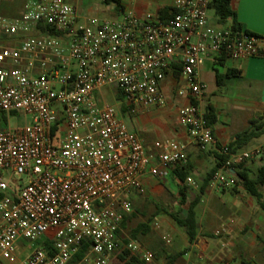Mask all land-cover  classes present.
<instances>
[{"label":"built area","instance_id":"built-area-1","mask_svg":"<svg viewBox=\"0 0 264 264\" xmlns=\"http://www.w3.org/2000/svg\"><path fill=\"white\" fill-rule=\"evenodd\" d=\"M14 1L0 0V264H110L122 255L152 263L151 250L119 232L133 196L147 195V176L188 164L187 144L167 139L148 150L119 107H164L162 84L178 66L180 95L190 99L180 124L190 144L227 157L212 182L233 186V171L264 147H216L200 71L210 57L264 58V37L211 18L214 0H175L166 22L124 11L86 23L66 0H23L19 14H3ZM113 88L119 106L100 99ZM185 183L199 188L191 176Z\"/></svg>","mask_w":264,"mask_h":264},{"label":"crops","instance_id":"crops-1","mask_svg":"<svg viewBox=\"0 0 264 264\" xmlns=\"http://www.w3.org/2000/svg\"><path fill=\"white\" fill-rule=\"evenodd\" d=\"M66 1L76 8L80 22L86 23L93 17L119 19L124 11H132L142 19L166 22L170 19L164 15L161 18L160 11L172 8L175 0H120L121 7L116 3L107 4L105 0ZM232 9L236 14L235 20L243 28L264 37V0H232ZM233 20L230 17L227 24ZM218 74L224 77L220 82ZM200 77L208 86L202 107L207 113L212 111L215 118L210 126L216 147H230L236 135L249 127L251 120L264 116V58L236 61L210 57L203 64ZM182 86L180 71L178 74L173 71L162 84L167 101L164 107L140 110L135 114L128 113L124 107L119 109L129 128L145 139L148 150L154 151L157 141L167 139L187 144V177H193L199 185L198 189L189 188L188 196L192 199L194 191L201 189L209 172L217 166L218 155L221 154L215 149L200 151L196 145L189 143L187 131L179 120L180 109L190 104L187 96L180 95ZM106 90L114 92L113 97L119 104L120 94L117 90ZM259 146L264 147V135L238 151ZM263 167L264 155L233 171L235 185L217 186L211 180L204 193L199 191L195 195L193 200L199 194L201 200L196 207L199 230L193 243L189 242L185 232L164 218H160L159 228L152 226L150 230L141 229L140 226L145 224L141 223L131 236L137 237L142 246L154 253L153 264H264V210L257 199L247 192L239 177V173L244 172L256 179ZM174 170L175 167L164 178L147 176L144 179L148 195L146 198L133 196L134 212L126 217L119 232V236H125H121L125 241L130 239L129 233H125L127 225L146 204L156 198L163 200L169 195L180 198V181ZM261 193L264 197V185ZM199 206H202L200 214L197 211ZM223 226L226 232L217 236L216 233ZM137 230H140V234L145 232L140 235L136 233ZM176 237L183 249L176 248ZM161 238H171L173 241L170 250L164 254L156 246ZM119 261L118 258H112L110 264H120Z\"/></svg>","mask_w":264,"mask_h":264},{"label":"trees","instance_id":"trees-1","mask_svg":"<svg viewBox=\"0 0 264 264\" xmlns=\"http://www.w3.org/2000/svg\"><path fill=\"white\" fill-rule=\"evenodd\" d=\"M105 2L107 4L116 3L118 7H121L120 0H105ZM211 8L214 10L215 15L219 17L220 23H225L226 19L232 17L234 19L233 20L234 26L237 28H242V26L235 20L236 14L232 9V0H214ZM172 12H173L172 8L163 9L160 11V17L162 18L164 15L166 18L170 19L172 17ZM178 71H180V68L176 66L174 69V74H178ZM227 77H229V75ZM217 78L219 82L224 79V77H222L219 74L217 75ZM214 119L215 118L213 116L212 111L208 112L207 113L208 123L212 124ZM263 135H264V116L251 120L249 127L242 133L236 135V137L234 138L233 142L230 145V149L232 151H238L243 147L247 146L251 141L260 138ZM226 159H227L226 156L218 155V164L215 168L212 169L211 172H209L207 178L205 179V183L200 189L201 194L205 192L213 176L217 173L222 163ZM174 171L180 181L178 188L181 196V204L182 205L189 204V207L187 210L183 211V215L171 213L170 216L173 218L176 225L179 226L185 232L189 242L193 243L197 237L199 230L196 207L198 206L201 200V195L199 194L194 200L189 201V196H188L189 187L185 183L187 179V175L189 174L188 166H176ZM239 177L242 179L247 192L257 199L261 209L264 210V197L263 194L261 193V187L264 185V167L259 170L258 177L256 179L250 178L244 172H240ZM140 228L147 229L148 226L142 224ZM136 233H140V230H137ZM88 248L89 245L86 244L84 249L76 257V259L79 260L88 250ZM126 264H153V263H147L138 257H132L131 259L126 261Z\"/></svg>","mask_w":264,"mask_h":264},{"label":"rangeland","instance_id":"rangeland-1","mask_svg":"<svg viewBox=\"0 0 264 264\" xmlns=\"http://www.w3.org/2000/svg\"><path fill=\"white\" fill-rule=\"evenodd\" d=\"M22 5H23V0H15L11 4H5V5L2 6V8L4 10L3 13L5 15H10V16L17 15L22 10ZM209 16L211 18L215 17V12H214L213 9H211L209 11ZM113 95H114V92H112L111 90H106L105 89L103 95L100 96V99L103 100V101H106L108 103H111L113 105L119 106L117 99L114 98ZM18 123H20V120L18 118L12 119V125L13 126H16ZM195 191H194V195H193L192 199H189V201H192L193 198L195 197V195L198 194L200 190H195ZM147 195H148V193H147ZM147 195L146 196H142V198H146ZM188 207H189V204H185V205L181 204V196H180V198H177L175 195H169V197L163 198V200L159 199V198H156L155 200L152 201V203L146 204L145 207L143 209H141L139 211V213L136 214L135 217L132 218L131 223L127 225L125 233H129L128 235H130V239H127V241L133 240V241H137V242L141 243V241H139L137 239V237L131 236V234L134 231V229L138 225H140L141 223H145V225H147L148 229L150 230L151 227L152 226L155 227L154 224L159 222L162 218L166 219L167 222H169L172 225H174L175 228H177L180 231L184 232L179 226L176 225V223L174 222V220L170 216V214L173 213V214L183 215V211L187 210ZM201 210H202V206H199L197 208V211H198L199 214H200ZM144 232L145 231H142L141 234H143ZM121 236L125 237L124 235H121ZM121 236H119L120 239L122 241H124V242H127ZM172 243H173V241H172ZM171 245L172 244H167L165 242V238L164 239L161 238L158 242H156V246L160 250L161 254L167 253L170 250V248H171L170 246ZM175 246H176L177 249L178 248H182L183 249V247L180 246V241H179L178 237H176ZM18 252L21 253L22 249L18 248ZM118 259L120 260L119 261L120 264H126L127 256L122 255Z\"/></svg>","mask_w":264,"mask_h":264}]
</instances>
